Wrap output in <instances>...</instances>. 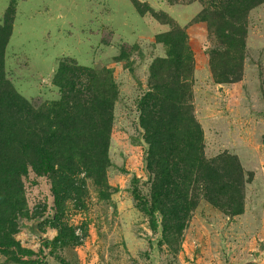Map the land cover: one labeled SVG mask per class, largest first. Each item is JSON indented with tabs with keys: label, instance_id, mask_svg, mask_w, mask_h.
<instances>
[{
	"label": "rangeland",
	"instance_id": "1",
	"mask_svg": "<svg viewBox=\"0 0 264 264\" xmlns=\"http://www.w3.org/2000/svg\"><path fill=\"white\" fill-rule=\"evenodd\" d=\"M234 1L0 0V24L12 25L3 72L36 110L62 98L54 82L62 61L90 69L95 90L116 91L104 171L87 169L86 157H77L78 164L58 168L56 179L31 167L22 177L27 204L15 238L34 252L35 264H264V0H247L245 11ZM232 24L241 29L235 40L245 36L243 68L224 82L241 48L227 37ZM175 28L187 33L193 56L190 77L185 73L190 128L203 133L207 160L230 156L243 169L244 205L234 214L223 201L218 207L196 198L182 234L166 238L163 216L146 210L154 174L140 101L160 79L151 77L153 64L167 57L157 36ZM227 40L234 45L225 47ZM219 47L229 51L228 62H214L217 76L211 53ZM163 97L169 105L177 98ZM219 161L223 167L229 159ZM220 175L224 182L230 173ZM54 180L64 188L57 200ZM192 186L191 195L198 189ZM0 264L21 263L0 254Z\"/></svg>",
	"mask_w": 264,
	"mask_h": 264
},
{
	"label": "trees",
	"instance_id": "2",
	"mask_svg": "<svg viewBox=\"0 0 264 264\" xmlns=\"http://www.w3.org/2000/svg\"><path fill=\"white\" fill-rule=\"evenodd\" d=\"M246 3L247 0H236L232 5L245 11ZM232 26L234 31L227 37L235 40L241 29L235 24ZM11 28L10 22L0 24V254L17 263L35 264L29 258L34 252L23 248L15 238L19 232V217L25 214L27 204L22 177L31 167L39 175L56 179L58 168L67 163L78 164L77 157H86L83 163L87 169L99 167L101 172V163L106 160L110 142L116 91L113 87L95 90L92 84L94 75L88 74L90 69L81 71L62 61L54 77L55 84L62 90V98L53 101L47 111L36 110L9 85L3 72L4 52ZM187 37V33L179 28L157 36L167 47V57L159 58L153 64L151 77L160 79L153 83L154 90L140 101L141 124L149 144L148 169L154 174L152 204L146 210L153 217L157 211L163 216L166 238L169 232L182 234L186 215L197 205L196 198L204 197L218 207L226 205V210L234 214L242 212L244 205L243 169L236 166L230 156L207 160L203 154V133L190 128L194 116L186 113L184 97L189 92L185 73L190 77L193 56ZM236 41L241 48L237 52L235 67L229 71L233 77L224 74V82L238 79L243 68L245 36L241 35ZM226 42L225 47L234 45L229 40ZM228 51L220 47L212 51L215 74L214 62L218 58L228 62L225 57ZM165 67L172 68L168 78L160 74ZM85 75H88L87 81L82 79ZM166 92L177 96L170 105L163 97ZM165 102L168 106L163 104ZM225 159H229L225 166H219V160ZM228 173V180L221 182L220 174ZM56 181L53 191L57 200L64 188H60L61 184ZM192 185L198 189L191 195ZM152 225L157 227L154 218ZM67 230L66 226L60 229L61 235ZM71 233L74 235V231ZM60 238L58 235L56 240Z\"/></svg>",
	"mask_w": 264,
	"mask_h": 264
}]
</instances>
